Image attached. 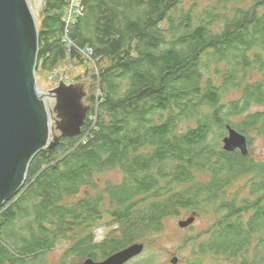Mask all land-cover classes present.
Listing matches in <instances>:
<instances>
[{
    "label": "trees",
    "instance_id": "1",
    "mask_svg": "<svg viewBox=\"0 0 264 264\" xmlns=\"http://www.w3.org/2000/svg\"><path fill=\"white\" fill-rule=\"evenodd\" d=\"M66 1L44 4L37 73L39 64L51 71L67 54ZM232 1L205 0L200 8L183 0H82L84 14L69 34L110 62L100 71L99 104L78 136L32 156L22 187L0 207V264H27L28 256L34 263L74 238L88 252L112 248L107 255L161 232L180 208L199 216L196 206L212 202L219 228L196 245L191 264L213 255L230 264H264V161L219 147L227 125L249 145L253 135L264 140V0ZM115 168L122 181L100 188L97 174ZM197 173L209 180L199 181ZM238 177H249L250 195L240 205L226 191ZM105 192L122 238L98 246L91 232ZM245 213H251L246 221Z\"/></svg>",
    "mask_w": 264,
    "mask_h": 264
},
{
    "label": "water",
    "instance_id": "2",
    "mask_svg": "<svg viewBox=\"0 0 264 264\" xmlns=\"http://www.w3.org/2000/svg\"><path fill=\"white\" fill-rule=\"evenodd\" d=\"M38 48L36 14L28 0H0V207L22 187L32 156L62 137L78 136L89 111L83 103L87 95L83 84L60 82L49 90L39 87ZM49 97L54 99L52 109L46 100ZM53 127L59 134H53L50 141ZM222 142L224 151L249 154L246 135L230 125ZM195 220L196 212H192L178 226L187 228ZM144 247L134 242L101 261L87 258L81 264H125ZM177 262L176 256L170 259V264Z\"/></svg>",
    "mask_w": 264,
    "mask_h": 264
},
{
    "label": "rangeland",
    "instance_id": "3",
    "mask_svg": "<svg viewBox=\"0 0 264 264\" xmlns=\"http://www.w3.org/2000/svg\"><path fill=\"white\" fill-rule=\"evenodd\" d=\"M183 1L185 7L196 3L200 8L205 2V0ZM248 1L249 0H233L232 3L237 4L238 2H242L243 4L245 3V5H248ZM28 2L33 12L36 14L37 25L39 26L41 20L40 15L42 14V9L45 3H43V0H28ZM197 8L198 6H196L195 9L197 10ZM80 54L84 59L79 55H77L76 58H72V56H68L67 53L63 61H60L57 66H55V68L51 69V71L42 70L41 65L39 64L37 81L39 87L43 90L52 89L56 87L60 82H63L65 84H83L87 92L83 103L84 105L89 106L90 111L93 108L94 104L93 97L99 94L98 82L95 78V72L101 71V69L104 68V66H108L110 62L106 59L97 58L96 56H93V59L90 60L85 56V54L81 52ZM232 96L233 95H229L228 97ZM53 103L54 101L51 104L49 103L50 109H52ZM259 108L261 107L253 106L252 110H256ZM51 114L53 117L56 116V114L53 112ZM90 116H92L93 119L95 118V116H97V114L89 115L88 118H91ZM52 124L55 127L54 119H52ZM54 127L51 132L50 141L52 140L53 134H59V131L54 129ZM222 137L219 138L220 148H222L223 145ZM252 140V145H249L247 142L248 150L250 149L251 153L250 156L256 162L264 161V140L261 137H257L256 135H253ZM208 177L209 176L204 173L196 174V178L199 181L206 182L209 179ZM97 178L98 185L100 188H102L107 182H121L123 175L120 169L115 168L103 174H97ZM248 178L249 177H238L237 179H233L232 184L229 185L228 189L226 190L228 191L229 197H234V194H237L238 205H240L241 199H245L250 195L249 184L247 182ZM87 190V192L91 194V189ZM81 196L84 195L82 194ZM108 198L109 196L105 192V201L101 205L103 209V212L101 213L102 217L101 219H99L100 222L93 227L91 232L93 236V242H96L98 246H101L102 242L104 241H109L112 239L121 240L122 238L120 230L121 225L114 223L113 219L108 214V211H106ZM196 207V210L200 213L199 216H197L196 211H189L188 209L180 208V212L167 217L163 230L159 233L152 234L145 238L142 241V243L145 244L142 253L134 259L130 260L128 264H170V259L173 256L178 257L177 264H191V261L196 257V245H199L201 240L205 238L204 236H209L211 233H213L211 232V230L215 227V224L216 229L219 228V220L221 217V214L215 211V204L213 202L205 204L199 203ZM192 212H196L197 218L192 226H189L192 229L187 230L189 227L180 228L178 226V221L184 218L187 214H191ZM250 214L251 213L243 214V220L246 221ZM198 234H201V236H198ZM0 240L3 239L0 237ZM75 240L76 239L74 238L73 240L59 242L54 248H50L49 250L42 252V256L39 258V260H35L34 263H29V261L33 259L31 258V256H28L26 257V260L28 262L27 264H80L85 256H90V254H92L95 259H100L101 257H104V252L110 251L112 249L104 248V246H101L103 248H95L94 252H88L89 248H80L79 244H77ZM15 251L17 253L19 252L17 250ZM199 257H203L202 264H219V262L220 264L229 263L228 260V263L225 261L224 256L213 255L210 257Z\"/></svg>",
    "mask_w": 264,
    "mask_h": 264
},
{
    "label": "built area",
    "instance_id": "4",
    "mask_svg": "<svg viewBox=\"0 0 264 264\" xmlns=\"http://www.w3.org/2000/svg\"><path fill=\"white\" fill-rule=\"evenodd\" d=\"M84 6L82 4V0H67L66 1V7H65V11L62 17V21H63V32H62V42L64 44H66V48H67V53L68 56H72V58H76L77 55H79L80 57H82V55L80 54L83 53L85 54V56L88 59H93V52L91 50V48L87 47H81L80 45H78L75 40H73L70 36V30L75 22V20L82 16L84 14ZM83 58V57H82ZM84 59V58H83ZM95 78L96 81L98 82V88H99V78H100V71L95 72ZM99 90V94H100V89ZM99 94L96 96V100H94V104H93V108L95 109V111L97 110V106L99 104ZM92 119V116H90ZM97 119V116H95V118H93V125L95 123ZM87 134V133H86Z\"/></svg>",
    "mask_w": 264,
    "mask_h": 264
},
{
    "label": "bare ground",
    "instance_id": "5",
    "mask_svg": "<svg viewBox=\"0 0 264 264\" xmlns=\"http://www.w3.org/2000/svg\"><path fill=\"white\" fill-rule=\"evenodd\" d=\"M38 1V0H37ZM215 1V0H214ZM212 2H213V0H212ZM220 2V1H219ZM222 2V1H221ZM180 4H181V2H179ZM207 4V3H206ZM205 4V5H206ZM245 4V3H244ZM180 8V7H179ZM210 8V7H209ZM193 35V34H192ZM160 64V63H159ZM191 64V63H190ZM192 65V64H191ZM208 69V68H207ZM246 70V69H245ZM250 71V70H249ZM138 72V71H137ZM137 97V96H136ZM46 100H47V102L48 103H52L53 101H54V99L53 98H51V97H49V98H46ZM138 101V100H137ZM226 102V101H225ZM225 104V103H224ZM101 105V104H100ZM99 105V106H100ZM150 105V104H149ZM137 107V106H136ZM138 112H139V110H138ZM135 113V112H134ZM147 113V112H146ZM157 113V112H156ZM140 114V113H139ZM153 114V113H152ZM143 116V115H142ZM149 116V115H148ZM150 116H151V114H150ZM154 117V116H153ZM236 117V116H235ZM152 118V117H151ZM125 119V118H124ZM233 119V118H232ZM231 119V120H232ZM136 120H138V119H136ZM141 120V119H140ZM143 120V119H142ZM129 121V120H128ZM158 121V120H157ZM155 123V122H154ZM158 125V124H157ZM185 125V124H184ZM139 126V125H138ZM142 127H143V125H142ZM154 128V127H153ZM165 129H166V127H165ZM216 129V128H215ZM214 129V130H215ZM182 130V129H181ZM219 130V129H218ZM164 131V130H163ZM216 132V131H215ZM152 133V132H151ZM166 133V132H165ZM167 135V134H166ZM169 135V134H168ZM83 138V137H82ZM208 142V141H207ZM85 143V142H84ZM212 143V142H211ZM139 145H140V143H139ZM151 145V144H150ZM145 146V145H144ZM142 147V146H141ZM152 147V146H151ZM216 147V146H215ZM143 148V147H142ZM141 148V149H142ZM145 152V151H144ZM141 154H144V153H141ZM131 159V158H130ZM167 159V158H166ZM139 160V159H138ZM132 162V161H131ZM171 162V161H170ZM131 164V163H130ZM171 164V163H170ZM165 165V164H164ZM154 169V168H153ZM209 178V177H208ZM209 180V179H208ZM207 180V181H208ZM212 181V180H211ZM214 181V180H213ZM212 181V182H213ZM257 181V180H256ZM25 185V184H24ZM175 190V189H174ZM173 191V190H172ZM220 193V192H219ZM258 195H260V194H258ZM111 196V195H110ZM261 197V196H260ZM255 200V199H254ZM258 200V199H257ZM256 201V200H255ZM255 203V202H254ZM259 203V202H258ZM261 204V203H260ZM263 204V203H262ZM233 205V204H232ZM237 205V204H236ZM235 206V205H234ZM203 207V206H202ZM230 207V206H229ZM214 208V207H213ZM257 208V207H256ZM131 209H133V208H131ZM233 209V208H232ZM231 210V209H230ZM261 212V211H260ZM226 213H227V211H226ZM213 217H214V215H213ZM219 217V216H218ZM236 217V216H235ZM216 220V219H215ZM235 220V219H234ZM218 224V223H217ZM210 227H212V226H210ZM210 231V230H209ZM28 234V233H27ZM247 235V234H246ZM250 236V235H249ZM254 236V235H253ZM253 239V238H252ZM245 244V243H244ZM248 246V245H247ZM263 254V253H262ZM261 257V256H260ZM261 263H263V262H261Z\"/></svg>",
    "mask_w": 264,
    "mask_h": 264
},
{
    "label": "flooded vegetation",
    "instance_id": "6",
    "mask_svg": "<svg viewBox=\"0 0 264 264\" xmlns=\"http://www.w3.org/2000/svg\"><path fill=\"white\" fill-rule=\"evenodd\" d=\"M246 137H247V136H246ZM247 142H248V137H247ZM248 144H249V143H248ZM249 152H250V149H249ZM187 215H189V214H187ZM187 215H186V216H187ZM196 220H197V218H196ZM191 226H192V225H191ZM8 248L10 249L11 247H8ZM121 249H123V248H119V249H117V250H114V251L108 253L107 255H109V254H111V253H114V252H116V251H118V250H121ZM11 251H12V250H11ZM12 253H15V252L12 251ZM107 255H105L104 257H101L100 259H95L93 255L85 256V258L81 261V263H82L85 259H87V258H91V259H93L94 261H101V260H103ZM15 257H16V256L11 255V258H12V259H16ZM40 257H41V256H40ZM40 257L36 258L35 260H39ZM133 259H134V258H133ZM131 260H132V259H131ZM129 262H130V261H129ZM129 262H127V263H125V264H128ZM81 263H80V264H81Z\"/></svg>",
    "mask_w": 264,
    "mask_h": 264
}]
</instances>
